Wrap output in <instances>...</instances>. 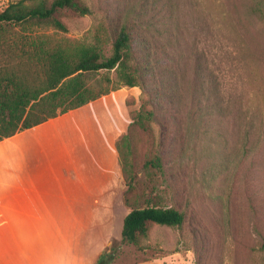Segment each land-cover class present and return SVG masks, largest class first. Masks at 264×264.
Segmentation results:
<instances>
[{"label": "rangeland", "instance_id": "1", "mask_svg": "<svg viewBox=\"0 0 264 264\" xmlns=\"http://www.w3.org/2000/svg\"><path fill=\"white\" fill-rule=\"evenodd\" d=\"M18 1L0 0V13ZM82 1L90 14L63 12L67 32L31 31L84 46L100 35L109 56L127 28L139 87L118 85L103 121L126 130L142 106L151 112L150 134L137 130L127 160L145 200L185 214L181 228L155 225L140 245L124 242L119 165V199L93 232L108 264H264V0ZM155 154L163 170L147 178L142 166Z\"/></svg>", "mask_w": 264, "mask_h": 264}, {"label": "crops", "instance_id": "2", "mask_svg": "<svg viewBox=\"0 0 264 264\" xmlns=\"http://www.w3.org/2000/svg\"><path fill=\"white\" fill-rule=\"evenodd\" d=\"M119 93L0 141V264H93L106 254L93 232L119 199L116 144L129 121L108 129L101 109Z\"/></svg>", "mask_w": 264, "mask_h": 264}, {"label": "trees", "instance_id": "3", "mask_svg": "<svg viewBox=\"0 0 264 264\" xmlns=\"http://www.w3.org/2000/svg\"><path fill=\"white\" fill-rule=\"evenodd\" d=\"M66 11L90 14L82 0H20L0 13V141L110 95L121 89L118 85L139 87L126 27L121 28L109 56L98 45L100 35L97 44L84 46L31 31L67 32L62 20ZM114 71L117 83L109 75ZM150 120L151 112L142 106L116 144L127 187L124 201L130 209L123 221L122 240L137 246L155 225L181 228L185 223L183 212L145 200L144 180L136 164L127 160V154L136 152L137 130L150 134ZM156 169L162 172L163 167L155 154L145 159L142 170L148 178ZM109 258L103 254L96 264H108Z\"/></svg>", "mask_w": 264, "mask_h": 264}]
</instances>
